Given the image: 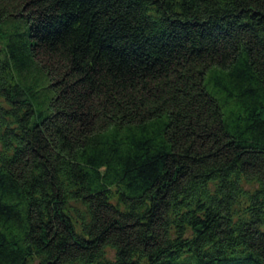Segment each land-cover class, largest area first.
<instances>
[{
	"label": "trees",
	"instance_id": "1",
	"mask_svg": "<svg viewBox=\"0 0 264 264\" xmlns=\"http://www.w3.org/2000/svg\"><path fill=\"white\" fill-rule=\"evenodd\" d=\"M0 39V264H264V0H0Z\"/></svg>",
	"mask_w": 264,
	"mask_h": 264
},
{
	"label": "rangeland",
	"instance_id": "2",
	"mask_svg": "<svg viewBox=\"0 0 264 264\" xmlns=\"http://www.w3.org/2000/svg\"><path fill=\"white\" fill-rule=\"evenodd\" d=\"M3 48H4V40H1V39H0V52L4 51ZM107 257L112 259V257H113L112 252H108Z\"/></svg>",
	"mask_w": 264,
	"mask_h": 264
}]
</instances>
